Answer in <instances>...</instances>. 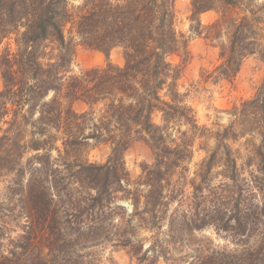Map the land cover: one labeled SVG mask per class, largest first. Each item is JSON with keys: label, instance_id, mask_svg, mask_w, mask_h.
<instances>
[{"label": "trees", "instance_id": "obj_1", "mask_svg": "<svg viewBox=\"0 0 264 264\" xmlns=\"http://www.w3.org/2000/svg\"><path fill=\"white\" fill-rule=\"evenodd\" d=\"M213 10L218 17L204 27L205 37L224 40L221 62L210 76L233 80L247 56L264 57V0H191V30L200 34V16ZM176 20V0H82L78 5L0 0V173H14V190L28 218L25 234L12 239L6 252L0 250V264H78L70 262L83 258L74 249L115 236L128 246L130 237L122 239L126 230L115 235L108 227L117 211L128 218V230L132 219L151 228L162 225L168 204L177 198L175 190L166 195L167 186L192 158L194 136L202 128L178 90L183 67L172 58H187L188 38L177 30ZM80 44L103 52L108 62L66 77ZM116 47L123 50L122 65L109 60ZM75 101L88 109L77 112ZM156 112L161 124L153 120ZM232 116L217 147L200 163V182H192L195 211L182 220L191 231L210 224L231 231L244 246L213 247L188 264H264V151L257 152L262 155L259 173L242 183L225 142L236 139L238 124L243 126L239 135L256 133L263 149L264 81L253 97L233 108ZM170 129L181 135L172 137ZM142 135L155 160L134 181L125 151ZM91 141L110 145L105 163L82 158ZM53 151L58 156L52 159ZM27 152L33 154L22 162ZM219 163L225 181L212 188L210 175ZM259 196L261 203L254 201ZM119 200L131 201L132 213ZM34 239L45 242L48 251L35 249ZM136 246L143 249V243ZM167 251L161 243L150 244L138 264H157Z\"/></svg>", "mask_w": 264, "mask_h": 264}, {"label": "rangeland", "instance_id": "obj_2", "mask_svg": "<svg viewBox=\"0 0 264 264\" xmlns=\"http://www.w3.org/2000/svg\"><path fill=\"white\" fill-rule=\"evenodd\" d=\"M69 1L73 5L82 2V0ZM190 1L176 0V27L188 38V55L185 59L174 56L172 60L183 67L178 79V90L185 95L186 102L195 109L198 124L202 128L201 133L194 136L192 158L177 168L172 182L167 186L166 195L168 196L171 190H175L177 198L168 204V209L165 211V217L159 228H151V224L138 225V220L132 219L130 221L132 227L128 230L126 228L128 226L126 219L128 218L123 219L121 212L116 210L114 219L112 218V221L108 222V227L115 235L126 230V235L122 236V239L130 237L132 244L122 246L119 236H115L110 241H102L88 248L74 249L75 254H81L83 258L77 260L74 257L75 260H70L72 263L76 261L78 264H138V257L143 255L150 244L161 243L168 251L166 256L160 254L157 264H188L198 253L206 252L213 247L233 250L241 249L244 246L240 241L239 244L236 243L237 237L231 231L220 230L213 224L207 225L201 230L191 231L185 226L183 227L182 215L190 217L191 213L195 211L192 182L194 180L200 182L198 175L200 163L219 144L218 135L224 133L232 124L233 108L253 97L263 83L264 57L260 53L247 56L233 80L211 78L210 74L221 62L219 44L224 39H207L205 37L207 29L204 27L211 24L218 17V13L213 10L200 16L203 27L200 30L201 33L198 34L191 30ZM9 41L12 42V40ZM109 60L114 64L122 65L124 63L122 48H114L110 53ZM107 62L108 57L103 52L80 44L77 46L75 56L65 74L66 77L79 75L87 69L105 66ZM3 86L4 80L0 73V90L3 89ZM73 108L82 113L88 109V106L82 101H75ZM153 120L161 124V113L156 112L153 115ZM242 127L236 124L234 129L236 134L238 133V138L228 137L225 142L230 145L233 156L237 160L239 178L242 179V183H249V178L258 174V170L262 166L260 162L262 155L257 152L264 151V147L261 149L262 141L256 133L244 132L239 135ZM186 128V125L181 127L182 130ZM170 132L174 138L181 135L175 129H170ZM177 140L179 141V139ZM58 145H61V141H58ZM110 153L109 144L91 141L90 146L82 151L81 156L90 162L105 163ZM32 154L33 152L25 153L22 162H25ZM51 155L53 159L58 156V153L53 151ZM154 157V151L145 136L135 137L131 141L125 151V161L132 180L139 179L143 173V167L146 164H153ZM223 167L221 163L214 165L210 175L212 188L220 186L225 181ZM13 177L14 173L6 174L5 170L0 173V226H3L0 228V250L4 249L5 252L11 247L12 239L16 240L25 234L28 224L26 214L21 211L23 203H19L20 194L14 190ZM245 196H247L246 192ZM254 201L261 203V197H256ZM117 203L124 205L128 214L132 213L133 204L131 201L119 200ZM175 210L178 217L173 223L170 219L174 216ZM33 243L35 249L43 250L44 253L48 251L44 247L45 242H40V239L39 242L34 239ZM139 243H143V249L135 247ZM250 243L253 244L254 240H251Z\"/></svg>", "mask_w": 264, "mask_h": 264}]
</instances>
